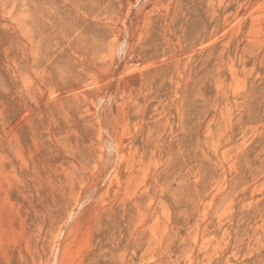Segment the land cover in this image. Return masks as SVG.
<instances>
[{
	"label": "rangeland",
	"instance_id": "374dc122",
	"mask_svg": "<svg viewBox=\"0 0 264 264\" xmlns=\"http://www.w3.org/2000/svg\"><path fill=\"white\" fill-rule=\"evenodd\" d=\"M54 1L57 16L71 10ZM94 1L76 3L87 13ZM111 1L108 20L116 31L98 36L96 45L88 41L92 67L80 70L76 84L85 93L67 98L63 91L64 109L54 115L60 93H51L59 92L63 63L51 68L44 46L31 51L36 0H0V197L14 199L0 264L27 244L24 210L45 215L52 258L54 241L72 225L58 236L71 213L70 190L81 196L89 187L99 195L76 215L79 228L64 264H264V0H176L166 12L172 26L165 41L167 0ZM133 26L128 44L153 43L145 66L152 74L141 93L137 74L127 92L119 82L129 50L123 36ZM55 127L67 161L50 151L55 140L47 129ZM116 134L119 155L109 147ZM22 139L31 151L34 139L46 155L44 201L25 209L18 198L27 185L13 176ZM33 251L34 264H44Z\"/></svg>",
	"mask_w": 264,
	"mask_h": 264
},
{
	"label": "bare ground",
	"instance_id": "6f19581e",
	"mask_svg": "<svg viewBox=\"0 0 264 264\" xmlns=\"http://www.w3.org/2000/svg\"><path fill=\"white\" fill-rule=\"evenodd\" d=\"M61 1L64 4H66L71 10L66 9L65 13L61 12L57 16V13L55 10L56 8H55V1L54 0H36L34 22H35V28H36L35 34L37 36L36 37L37 43L35 44V42L33 41L34 43L32 45V50H31L33 53H35L36 50H41V46H44L43 57L51 68L54 67L55 64H57V63H63L62 65L64 67L63 66L57 67V70L59 71L58 72L59 81H56L57 82L56 85L58 87L59 92L58 93H55V92L51 93V94H53V96L58 95L60 93V97H57L53 101V111L55 110V112H56V110H57L56 113H52L54 115L57 114L58 112H61L64 109L63 104H62V100H64L63 99L64 95L61 96V93L63 91L66 90L65 92L67 93V95H66L67 98L69 96H73L74 94L77 95L79 93H81V94L85 93L84 91L78 89L76 84L79 82V78L82 77V75L80 74V70H91L90 68L92 67V65L90 64L91 59H89L85 53L90 48V47H88V41H90L92 44L94 43L96 45L98 40H99L98 36L104 35L106 33L107 34H113L116 31L114 28L115 24L112 25L113 22L108 20L110 15L112 16V10H115V7H113L115 5L113 1H111V0H95L96 2L94 1L95 2L94 4L91 3L94 6L90 5L91 6L89 8L90 10L87 13L84 12L86 14V16H83L85 14L81 13L84 10L81 11L82 5L79 4L78 2L76 3V0H61ZM162 2L164 3V0H156V2H154V3L156 5V4H160ZM175 2H176V0H167V3L164 6L165 10L163 9V7L161 8V5L159 6L161 8V10L163 9L165 11V14L161 18V19L164 18L163 19L164 20L163 21V23H164L163 33L164 34L162 35L163 36L162 41H165V38L167 36L166 34L168 33L167 31L171 32L170 26H172L171 25L172 23L170 22L171 19L167 18L169 15L166 12H167V9H170L168 7L175 5ZM154 3H152V4H154ZM84 4H86V3H84ZM44 5H45V7H44ZM153 7L157 8V6H154V5H153ZM157 9H159V8H157ZM157 12H159V11H157ZM113 17H114V14H113ZM155 17H156V15H155ZM126 20L129 21L127 17H126ZM142 21H145V19L143 20V18H142ZM149 22H150V20H149ZM146 23H145V25H146ZM142 24H144V23H142ZM147 24H149V23H147ZM133 25H135V24H133ZM154 25L155 24H153V26ZM162 26H160V27H162ZM134 27H136V26L131 27V31H128L131 34L130 33L127 34L126 38H125V35L123 36L124 42L121 39H119L122 41L121 46L127 45L129 47V50L126 49V52L128 53V56H127L128 61L125 63V65L122 69L123 71L120 72L119 82H120V85L122 86V89L127 92L128 85H131V81L135 78L133 76H135V74H137L138 78H140V79H139V83L137 84L136 88H137V92L141 93L145 89V87L147 86V82H145V81H147L148 77L152 74V70L150 68H148V70L145 69V66L148 65V61L146 58L150 54V50L152 49L153 43H152V41H150L148 43L146 41H143V39L141 40L140 38H137V40H135L133 42V44H131L132 42H130L131 45L128 44L129 42L127 39L130 37H134L133 33L135 32V29L137 28L136 27L134 29ZM141 28H139V29L141 30ZM22 29H23L21 31L22 37H25L26 31L24 30V28H22ZM153 30L154 29H152V31ZM117 31H119V30H117ZM128 32H125V33H128ZM140 32H139V34H140ZM146 32H148V31L146 30ZM141 33H143V32H141ZM149 33H150V30H149ZM145 34L147 35V33H145ZM32 36H33V34H32ZM156 37H159V36H156ZM114 38H116V37H113V39ZM116 39H114V40H116ZM116 41H118V40H116ZM25 46L26 45L24 44L23 45L24 48L22 47V49H24V51L26 48ZM123 48L120 47V51L123 52V50H122ZM22 55H23L22 63L24 65L25 56H24V54H22ZM90 57H92V56H90ZM117 71H118V67L115 68L114 73H117ZM135 83H136V81H135ZM99 85H101V83ZM115 87H116V89H114ZM117 87L118 86H114V88H113V86H112V88L114 89L113 92L114 91L116 92L118 90ZM112 88L111 89H110V87L105 88L107 91L106 95H108L107 93H109V90H112ZM115 92H114V94H115ZM106 95H105V97H106ZM111 95H112V92H111ZM143 95L141 97H143ZM64 98H65V96H64ZM73 98H76V96ZM114 99H115V97H114ZM142 99H144V98H142ZM111 100H113V98H111ZM151 100H150V102H152ZM146 102H144V103H146ZM111 103H114V102H111ZM101 106H102V104H101ZM147 106H149V105H147ZM47 110H48V112L51 113V109L49 107H47ZM47 130H48L47 134L49 136H51L52 138H54V140H55V145L51 146V149H50L51 153H53L58 160L60 159V160L64 161V159H66V158H64L63 155H65V154L62 155L60 153L59 149L57 148L59 146L58 140H61V135H62L59 131V127H55L54 129L50 128ZM116 135H118V137L116 136L117 139H115L112 143H109V147L112 149H115L119 155L120 151L118 149V142L116 141L119 138V134H116ZM32 142H33V146H34L33 151H31V148L26 147V145H25L26 141L22 139V143L20 144V146H21L20 152L18 151V155H17V158L20 162V166L18 168V171L15 170L16 168L13 169L14 170L13 176L15 178H17V177L20 178V180L24 181L25 184L27 185V194H25V192L23 191L21 194H19V198H18L19 202H20V207L21 208L23 207L24 209L28 205L30 208V206L32 207L34 204L35 205L42 204V202L44 201V198L41 197V193L39 192V190L42 189L43 184L45 183V181L42 180V176L44 175V174L42 175V173H43L42 170L45 169V163H44L43 158H46L45 157L46 155L44 153L42 154L43 151L40 148H36V143H35L34 139H32ZM52 150H53V152H52ZM50 151L48 152V150H47V154L50 153ZM121 157H122V155H121ZM65 161H67V159ZM120 162H121V160H120ZM10 163H12V161H10ZM60 163L62 164V166L65 164V162H61V161H60ZM81 171H83V169H81ZM64 172H66L65 169H64ZM91 188L92 187H89L85 190L83 189L84 191H81V193H82L81 196H79V194H77V192L73 193V190H70V196H68L69 199L67 201V206H66L65 210L67 211L68 209H70L71 213L69 214L68 218L66 219L64 226H62L61 229L59 230L60 232H59L58 236L65 234V230H67L65 227L68 223L72 222V225L70 226V231H66L64 239L58 240L57 239L58 237H57L56 238L57 240L54 241L55 242L54 253L52 250L53 257L50 256L52 258H46V249L50 246L51 241L48 240V237L50 235L45 233V231H44V229H45L44 227H45V223H46L45 215L43 214L44 215L43 217L42 216L41 217H37V216L28 217V211L24 210L25 215L22 218V223H23L22 232L26 238L27 244H26V246H24V250H19L17 252L15 251V254L11 255L8 260L6 259L7 260L6 264H34L35 261L33 262L34 259L32 260V257H33L32 251L33 250L41 252V255L43 256V257L42 256L41 257L43 258L44 264H64L68 254H69L68 248L70 245V241H71V239H73L74 234L76 233V231L79 228L78 218L76 217V215H78V212L83 207L85 201H88V200L95 201L98 198L99 192L96 191V187L93 189H91ZM17 202H18V200H17ZM13 207H14V199H12V197H10V196L0 197V236H3L6 233H8L7 227L9 225L8 224L4 225V223L8 219H11V217L13 216V213H14ZM34 211L36 213L39 212L38 210H34ZM49 217L51 218V216H49ZM58 218H60V217H58ZM9 221L10 220H8V223H9ZM35 231L38 232L37 233L38 236L37 237L34 236L37 239H33L34 238L33 233ZM22 232H20V233H22ZM16 240H14V241H16ZM54 242H52V243H54ZM12 243L14 246V242H12ZM34 254H35V252H34ZM36 254H38V253H36ZM41 257H40V259H42ZM87 262H90V260L79 262L78 264H87Z\"/></svg>",
	"mask_w": 264,
	"mask_h": 264
}]
</instances>
